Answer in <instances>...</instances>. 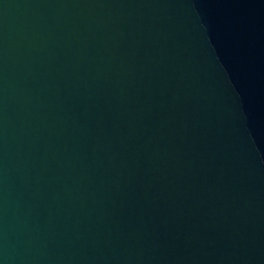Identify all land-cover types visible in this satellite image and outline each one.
<instances>
[{
  "label": "water",
  "instance_id": "water-1",
  "mask_svg": "<svg viewBox=\"0 0 264 264\" xmlns=\"http://www.w3.org/2000/svg\"><path fill=\"white\" fill-rule=\"evenodd\" d=\"M0 264H264V0H0Z\"/></svg>",
  "mask_w": 264,
  "mask_h": 264
}]
</instances>
